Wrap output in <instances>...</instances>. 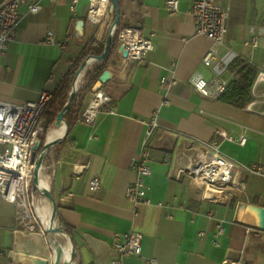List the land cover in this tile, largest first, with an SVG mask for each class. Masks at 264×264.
Segmentation results:
<instances>
[{
    "label": "crops",
    "instance_id": "obj_1",
    "mask_svg": "<svg viewBox=\"0 0 264 264\" xmlns=\"http://www.w3.org/2000/svg\"><path fill=\"white\" fill-rule=\"evenodd\" d=\"M165 1L118 0L119 25L143 37L153 35V48L141 64L125 71L116 47L106 66L113 78L101 88L113 98L115 114L105 106L92 125L78 119L58 143L51 166L57 219L70 232L75 264H110L113 235L131 231L142 234L141 250L123 264H146L149 258L157 264H264V83L255 87L253 100L243 109L193 87L196 77L208 83L218 75L231 80L227 68L236 58L264 72V33L257 48L245 46L251 27L264 31V0H216L229 9V20L211 67L202 60L213 44L196 36L188 12L196 0H179L174 15ZM70 3L43 0L36 14L21 8L15 40L0 57L1 101L36 102L51 95L88 41L105 43L115 11L110 9L105 22L89 30L86 3L81 1L75 13ZM48 32L54 43L47 45ZM87 78L86 70L77 85L84 87ZM161 79L176 83L163 89ZM154 115L158 127L146 148L148 202L134 210L126 199L135 178L129 165L139 155L146 122ZM218 127L233 138L245 137L246 143L219 141L220 151L238 170L237 194L211 202L189 186L183 172L201 143L216 139ZM249 165L260 166L261 172H244ZM247 205L260 211H248ZM38 240L36 233L17 229L15 207L0 199V264H16L17 253L47 259Z\"/></svg>",
    "mask_w": 264,
    "mask_h": 264
},
{
    "label": "built area",
    "instance_id": "obj_2",
    "mask_svg": "<svg viewBox=\"0 0 264 264\" xmlns=\"http://www.w3.org/2000/svg\"><path fill=\"white\" fill-rule=\"evenodd\" d=\"M41 1L43 0H0V57L8 43L15 40L21 8L25 7L28 13L36 14L41 9ZM81 1L86 3L87 8L84 24L89 30L101 26L109 14L111 1L71 0L70 9L73 13L76 12L77 5ZM165 6L168 12L174 15L178 12L179 0H166ZM188 12L193 20L196 36L207 39L213 44L202 60L204 66L211 67L217 59L219 48L225 42L229 9L221 6L216 0H196L191 3ZM113 21L114 19L107 31L110 37L115 34L117 28L115 25L112 26ZM250 33L251 36L245 41V46L255 49L259 45V36L264 31L251 27ZM152 38L153 35L143 37L130 27L119 31L117 48L122 46L127 50L123 66L125 71L143 62L145 55L153 48ZM43 43L47 45L54 43L51 32L47 33ZM228 82L221 75L213 77L209 83L196 77L193 87L203 96L217 97L225 91ZM175 83V79H161L160 86L163 89H170ZM261 83H264V72L257 73L252 92ZM77 88L79 89L80 85H77ZM49 98L50 95L43 94L36 102L12 103L0 100V199L15 207L17 229L29 233H36L41 224L35 208L36 199L33 193L35 190L32 187L33 166L40 153L36 157H33V153L36 141H40L41 137L48 133L45 131L42 111ZM105 106L109 107L110 114H115L113 98L101 89L91 90L79 121L92 125L99 111ZM146 125L141 151L136 158L131 159L129 165L135 178L126 189V199L134 210L139 204L148 202L145 179L150 176L151 170L147 163L146 148L158 127L156 115L151 117ZM215 136V140L201 143V151L194 154L190 165L183 172L188 178L189 186L200 190L211 202H219L224 197H233L237 194L234 180L238 170L220 151L219 141H229L240 146L246 143L245 137L233 138L220 127L215 130ZM242 170L246 173H260L261 167L249 165ZM92 187L95 190L99 188L98 178L92 181ZM141 241L142 234L139 232L114 234L111 243L114 256L110 264H123L125 258L139 255ZM146 264H157V260L149 258Z\"/></svg>",
    "mask_w": 264,
    "mask_h": 264
},
{
    "label": "trees",
    "instance_id": "obj_3",
    "mask_svg": "<svg viewBox=\"0 0 264 264\" xmlns=\"http://www.w3.org/2000/svg\"><path fill=\"white\" fill-rule=\"evenodd\" d=\"M121 29L122 26H120L118 23L116 32L104 59L96 64L92 72L89 74V79L86 85L80 88L71 99L69 107L63 115V118L68 126V133L78 121L88 94L99 80L101 74L106 70L107 63L112 57L115 48L117 47L118 33ZM104 47V42H98L96 40H90L83 46L79 57L71 64L68 72L59 82L57 88L50 95L49 100L44 106L42 117L45 120L46 133L55 126L58 114L61 113L66 106L69 100L71 84L81 63L89 56L102 55L104 53ZM227 71L231 75V80H229L225 91L216 98L223 104L243 109L253 100L252 86L257 75V69L248 61H245L242 58H236L230 63ZM45 140L46 135L41 137V146L35 151L36 154L41 152L42 145L44 144ZM64 231L70 235L68 230L64 229Z\"/></svg>",
    "mask_w": 264,
    "mask_h": 264
},
{
    "label": "bare ground",
    "instance_id": "obj_4",
    "mask_svg": "<svg viewBox=\"0 0 264 264\" xmlns=\"http://www.w3.org/2000/svg\"><path fill=\"white\" fill-rule=\"evenodd\" d=\"M94 58L87 59L82 68L79 70L74 86L82 78L84 72L92 65ZM66 132V125L62 121L58 127L51 128L46 135V147L39 154V159L33 166L36 172L34 186L38 189L41 201L35 205L37 215L39 217L43 233L54 250L53 264H72L74 249L70 237L57 224V216L55 214L53 201L49 196V183L43 177V161L46 158L48 149L53 147L59 140L63 138Z\"/></svg>",
    "mask_w": 264,
    "mask_h": 264
},
{
    "label": "water",
    "instance_id": "obj_5",
    "mask_svg": "<svg viewBox=\"0 0 264 264\" xmlns=\"http://www.w3.org/2000/svg\"><path fill=\"white\" fill-rule=\"evenodd\" d=\"M110 1H111V9L115 11V19H114V21H113V23H112V26L115 25V27H117L118 22H119V16H120V15H119L118 2H117V0H110ZM80 25L83 26V22H80ZM113 36H114V35H113ZM113 36L110 37L109 35H107L106 40H105L104 53H103L102 55H100V56H89V57H87V58L81 63V65H80L78 71L76 72L75 77H74V79H73V82H72V84H71V91H70V93H69V100H68L66 106L64 107L63 111H62L61 113H59L58 116H57V121H56L55 126H59L60 123L63 121V122L65 123V125H66V132H65V135L63 136V138H62L61 140H59L56 144L62 142V141L64 140V138L66 137V135H67L68 126H67L66 121H65L64 118H63V115H64L65 111L67 110V108L69 107V104H70L71 99L73 98V96L75 95V93L79 90V89L77 88V86H74L75 79H76V76H77L79 70L82 68L84 62H85L87 59L94 58V59L97 60L98 62L101 61L102 59H104V57H105V55H106V52H107V50H108V48H109V46H110V44H111V42H112ZM117 52L121 53V56H122L123 59H125V58L127 57V50H125L122 46H119V47L117 48ZM95 60H94V61H95ZM112 78H113V73H112L110 70H105V71L101 74V76L99 77V80H98V81L96 82V84L94 85V88H93L92 91H97V90L101 89V88H102L105 84H107ZM56 144H55V145H56ZM40 146H41V142H40L39 140H37L36 143H35V146H34L33 157H36L37 154L35 153V151H36L37 149H39ZM45 147H46V141H45L44 144L42 145V150H41V151H43V150L45 149ZM48 152H49V149H48V151H47V154H48ZM38 154H39V153H38ZM47 154H46V156H47ZM38 159H39V156L36 158V160H35V164H36V162L38 161ZM43 163H44V161H43ZM35 178H36V172L33 171V183H32V187H33L34 190H37V191H38V189H36L35 186H34V180H35ZM49 196H50L51 200L53 201L55 214H56V216H57V213H56V206H55L54 199L52 198V196L50 195V193H49ZM246 210H248V211H254V212H256V211L259 212V211H260L259 208L255 207V206H252V205H247ZM59 229H60V228H59ZM70 240H71V239H70ZM71 243H72V241H71ZM73 257H74V255H73ZM14 259H15V263H16V264H49V261H48L47 259L39 258V257H35V256H30V255L22 254V253H17V254L15 255V258H14Z\"/></svg>",
    "mask_w": 264,
    "mask_h": 264
},
{
    "label": "rangeland",
    "instance_id": "obj_6",
    "mask_svg": "<svg viewBox=\"0 0 264 264\" xmlns=\"http://www.w3.org/2000/svg\"><path fill=\"white\" fill-rule=\"evenodd\" d=\"M98 63L97 60H95L92 65L87 69V77L89 76V74L92 72V70L94 69V67L96 66V64ZM88 79V78H87ZM53 128V127H52ZM58 147V144L54 145L53 147H51L49 149V152L44 160V163H43V170H42V173H43V177L48 181L49 183V193L50 195L52 196L53 198V194H52V187L54 186L55 184V178L53 176V173H54V169L51 167L53 164V160L56 158V149ZM42 152V151H41ZM40 152V153H41ZM32 183H33V180H32ZM34 193V197L36 199L35 201V204H39V202L41 201V198H40V194H39V191L35 190L33 191ZM57 224L59 226V228L61 230L64 231V229L61 227L58 219H57ZM65 232V231H64ZM71 239L72 241V238H71V235H69L67 232H65ZM36 234L38 235L39 237V240H38V250L40 251V253L46 257L48 260H49V264H53V257H54V250H53V247L51 246V244L49 243V241L46 239L44 233H43V227L41 226L40 224V227L39 229L36 231ZM72 246H73V249H74V257H73V262L72 264H75V246L73 244V241H72Z\"/></svg>",
    "mask_w": 264,
    "mask_h": 264
}]
</instances>
